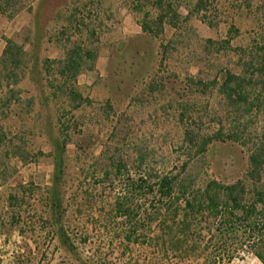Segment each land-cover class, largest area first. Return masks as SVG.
<instances>
[{
	"label": "trees",
	"instance_id": "trees-1",
	"mask_svg": "<svg viewBox=\"0 0 264 264\" xmlns=\"http://www.w3.org/2000/svg\"><path fill=\"white\" fill-rule=\"evenodd\" d=\"M88 1L0 0L1 18L29 17L0 55V150L53 166L51 185H20L4 201L9 225L36 250L16 264H43L50 252L66 264H109L115 254L130 257L126 264H233L245 254L264 264V141L246 171L236 166L239 179L221 155L225 145L245 146L246 129H264V29L246 28L252 6L133 0L141 35L113 38L105 83L82 87L99 57L87 41L103 26L88 21L99 0ZM193 19L227 35L201 37L183 27ZM122 23L116 16L113 25ZM244 35L248 43L234 44ZM47 45L62 55H43ZM160 121L184 129L174 154L134 133ZM8 129L21 130L8 140ZM30 137L42 141L28 146ZM15 172L1 168L0 186ZM136 249L143 255L133 261Z\"/></svg>",
	"mask_w": 264,
	"mask_h": 264
},
{
	"label": "rangeland",
	"instance_id": "rangeland-1",
	"mask_svg": "<svg viewBox=\"0 0 264 264\" xmlns=\"http://www.w3.org/2000/svg\"><path fill=\"white\" fill-rule=\"evenodd\" d=\"M27 1V0H25ZM30 1V0H28ZM83 3L90 2L88 0H80ZM97 1V0H95ZM133 0H99L98 11L96 9L92 10V7H87L86 15L88 13L87 19L88 21H97L98 24H102V28L98 30L99 38L93 40L94 42L90 44L87 41V45H89L93 49H97L99 52V57L96 62V74L87 75L83 74L79 77V85L82 87H92L96 83H105L108 71V45L113 38L118 37L120 34L124 36V38L134 37L141 35V28L136 22V14H134L130 7L132 6ZM191 1V0H190ZM234 5L235 2L242 3L248 2L250 6H252L250 13V21H245V26L247 29L252 31H260L264 29V0H233ZM98 2V1H97ZM189 6V5H188ZM182 19L186 17L188 14V8L186 6L182 7ZM111 16V17H110ZM115 16V17H114ZM116 16H120L122 18L123 23L114 26L113 22L115 21ZM92 18V20H90ZM113 18V19H111ZM118 18V17H117ZM29 24V17L25 14V11H22L21 14L15 16L13 19L1 18L0 17V55L3 53L6 47V39H14L18 35H23L24 28ZM248 25V27H247ZM256 25V28L253 27ZM183 27L187 29H191L194 27L199 32V35L204 38L208 37H221L224 38L227 35V30L225 28L220 31L210 32L203 25H201L197 20L193 19L188 22H183ZM174 31L169 30L166 32L167 39H171L173 37ZM245 36V35H244ZM246 38H241L234 42V44H243L248 43L249 36H245ZM49 50L43 52V55H47L52 59L60 57L63 53L62 48H55L53 45H47ZM60 46V44H59ZM46 48V46H44ZM146 47V46H145ZM144 47V48H145ZM147 48V47H146ZM180 54L176 57L178 59V63L180 69H183L185 66L183 65L186 58L188 59L189 50L184 46L180 48ZM176 63V61H175ZM172 66V65H171ZM169 67L164 68L161 73L164 76L169 75ZM184 70V69H183ZM105 97V93L103 91L95 90L93 92V98L95 100L102 101ZM144 129H133L135 134L146 135L147 136V144L151 147H156L157 149H164L165 151H171L173 154L179 149L178 141L179 137L184 132V129H176L174 124L163 123L162 121L159 124H145L141 125ZM21 129H8L7 139L11 140L14 138V135L20 132ZM207 131H213V129H205ZM11 131V132H10ZM10 132V133H9ZM34 138L30 137L28 146H34L41 143L42 139L36 138L35 142ZM264 141V129H246L245 136L242 140V143H245V146L235 145L232 146L230 144L225 145L221 149V155L223 156V161H227V169H235L236 166L240 171H246L247 164L249 162L250 150L254 148L255 145L262 143ZM247 143V144H246ZM5 148L0 150V171L1 168L6 167L9 171H13L16 169V172L13 177L7 181L3 186H0V217H2L1 221H3V226L0 228V264H16V258L19 255L28 254L33 252V256L35 258V245L33 241L29 238V236L22 237L17 231L13 230V228L9 225L8 221V209L5 208V199L7 195L11 191V189L18 187L20 185H25L30 182L34 183L37 186L45 187L52 184L53 178V166L47 163L45 160L41 159L37 162L29 161L28 163H23L17 158H7L3 155ZM8 150V149H6ZM159 150V152H161ZM10 151V150H8ZM160 158L162 157V153L159 154ZM165 155V154H164ZM165 157L170 158V156L166 155ZM161 162V160L159 159ZM224 165V164H223ZM234 167V168H231ZM236 170V169H235ZM232 171V170H231ZM234 171V170H233ZM240 171L236 170V172L230 176L234 179H239ZM2 179L0 178V183ZM51 253L47 260L43 262V264H66L63 259H61L60 253ZM143 252L141 249H136L134 251L133 257L131 259L134 261L135 259L141 258ZM39 260V259H38ZM38 260H34L35 264H37ZM24 261V259L22 260ZM130 261V257L121 258L119 254L111 255L109 257V264H126ZM233 264H262L258 259H256L251 254H245L241 257H237Z\"/></svg>",
	"mask_w": 264,
	"mask_h": 264
}]
</instances>
